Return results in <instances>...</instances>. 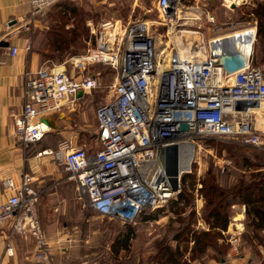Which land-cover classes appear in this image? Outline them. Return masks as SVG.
Listing matches in <instances>:
<instances>
[{"label":"built area","instance_id":"built-area-1","mask_svg":"<svg viewBox=\"0 0 264 264\" xmlns=\"http://www.w3.org/2000/svg\"><path fill=\"white\" fill-rule=\"evenodd\" d=\"M24 1L28 10L20 21L29 30L35 17L57 0ZM225 1L230 5L238 3ZM154 6L161 23L172 27L184 24L179 20L194 19L181 17L180 0H155ZM208 20L213 21L214 16L208 15ZM151 22L136 20L122 28L117 22L104 21L97 32L91 27L95 46L70 59V68L77 75L70 74L65 63L60 64L62 69L53 64L40 66L35 72L25 71L22 107L14 117L18 140L25 144L39 140L49 128L42 122L33 123V117L59 111L81 98L76 96L79 90L84 95L94 89L97 75L85 74L89 65L101 63L115 69L110 99L96 110L100 148L87 151L61 141L56 149L38 154L50 155L63 167L75 182L78 197L89 208L122 222H127L126 218L134 221L148 208L147 204L158 207L181 191L180 182L176 190L172 189L159 166L158 155L164 146L191 142L195 147L197 140L207 136L241 140L254 146L264 143V133L252 112L264 113V68L252 66L250 56L242 68L233 72H227L221 64L224 53L237 51L234 42L241 41L230 45L229 40H215L220 35L213 36L207 41L203 58L199 59L195 51L191 58H182L177 47H166L157 41ZM254 36L253 29V40ZM203 42L198 41V45ZM30 46L27 38L25 50ZM9 49L12 56L17 53L15 46ZM163 49H169L170 54ZM181 123L187 124L186 130L180 129ZM144 161L157 164L152 181L139 170ZM2 186L9 196L0 202V228L9 223L8 235L30 236L34 241L32 261L47 262L50 247L36 214L40 192L35 179L23 172L18 182L6 177ZM230 227L238 228L230 225L227 232L236 250L240 232L230 231ZM8 235L5 253L12 256Z\"/></svg>","mask_w":264,"mask_h":264},{"label":"rangeland","instance_id":"rangeland-1","mask_svg":"<svg viewBox=\"0 0 264 264\" xmlns=\"http://www.w3.org/2000/svg\"><path fill=\"white\" fill-rule=\"evenodd\" d=\"M71 1L76 2L87 11L98 12V17H88L86 19L85 26L88 29V37L82 47L73 54L67 51L59 58L44 61L41 66L65 63L68 72L77 75V72L72 71L70 68V59L85 53L89 47L95 46L96 38L91 32V27L97 32L104 21L117 22L123 28L129 22L147 20L153 21L151 24L154 23L152 28L157 41L165 43L167 46L168 44L175 46L176 39L174 37L177 38L176 34H181L183 31L199 34L204 41L203 45L206 47L208 39L213 36L220 35V37H223L226 36L225 34L232 35L253 28L255 36L252 43L250 63L252 66L264 68V43H262L264 39L258 40V37H256L259 18L252 13L257 3H264V0H238V3L231 5L226 4L225 0H180L183 12L181 17H192L194 19L179 20V24H184L176 27L161 23L162 21L158 17V12L154 6L155 0ZM51 8L52 5L35 17L33 23L35 25L32 22L29 25L30 29L27 31V37L31 42V46L33 43L34 50L40 49L46 44L43 31L48 30ZM210 14L214 16L213 21L208 20ZM61 16L63 17L59 19ZM56 19L65 21V28L72 26V19H70L68 13H62ZM168 29H170L169 34L167 33ZM182 39L183 45L179 46L181 44L176 43L178 47H182L186 51L190 49L192 52L199 50L198 41L194 40L192 36L187 40L186 37L182 36ZM200 52L199 54H201ZM85 74H96L97 86L85 93L75 103H69L61 108V111L59 110L60 116L67 120L65 124H68L70 137H61L59 131L63 127L60 128L59 125L56 128H50L49 131L51 130L52 133L58 135L55 144H59V141H66L70 146L95 151L100 144L96 110L101 104L110 99L112 94L110 87L114 82L116 70L109 65L96 63L89 65ZM43 116L44 114H39L33 117L31 121L33 123L37 120L40 121ZM258 116L257 125L260 126L259 130L264 133V113L260 112ZM14 139L17 144L22 146L23 149L21 148V150L25 151L30 147L18 140L15 133ZM227 140L234 141L218 136H207L197 140L195 148H193L189 172H182L180 175L179 182L181 186V178L186 174H190V177L189 175L185 177L186 187L193 194V205L183 207L180 218H185L190 212H193L196 220L192 226L194 230H208V225L201 218L204 199L198 192L201 187V180L205 177L207 170L219 174L222 185L234 182L233 180L237 177L238 172L235 171L233 159L224 150L219 151L217 149L219 143ZM243 152L250 157L253 155L260 156L264 160V143L258 146H249L247 149L244 148ZM36 155L38 154L34 156ZM39 157L56 164L59 172V177L54 175L44 177V181L37 187L41 191L40 199L41 197L43 199L40 204L41 210H37L36 214L50 247L49 260L42 264H174L171 259L169 261L170 255L162 254L164 251H158L161 243L168 244V247L172 250L175 249L177 244L179 245V251L183 253L179 260L180 263L185 260L188 264H224V262L229 264L226 259L229 260V258L236 255H246V252H249L255 254L254 261L257 263L254 264H259L258 260L261 264H264V230L258 233V240L248 241V237H254V233H252L251 227L247 225L249 221L244 205L233 204L230 207L227 226L224 230H221L222 238L219 239V242L224 245L226 250L224 258L226 259L222 258V261H219L215 253L210 250L203 255L194 256L195 259L193 260H189L192 254V242L185 243L182 240L178 243L171 239L174 230L180 226L176 211L183 205L181 202L178 205L171 204L172 201L177 200V195L158 207L143 210L134 221L125 223L116 218L99 215L89 208L84 200L78 197L75 191V182L69 178V174L64 171L63 167L57 164L50 155ZM146 172L149 174L150 168L144 174ZM65 203L66 205H64ZM237 217L240 219L237 220ZM230 225H236L238 228L237 230L230 229V231L240 232L238 234L240 240L236 250L232 249L227 238ZM12 235H8L10 240L13 237ZM167 249L166 247L165 250ZM116 250L119 252L117 253ZM24 253L27 255V259L30 258L29 263L36 264L32 261L33 251L26 250Z\"/></svg>","mask_w":264,"mask_h":264},{"label":"trees","instance_id":"trees-1","mask_svg":"<svg viewBox=\"0 0 264 264\" xmlns=\"http://www.w3.org/2000/svg\"><path fill=\"white\" fill-rule=\"evenodd\" d=\"M62 13L69 14L70 19H72L71 27L65 28V21L56 19ZM97 13L87 11L71 0H57L52 4L51 11H49L50 22L48 30L43 31L46 44L40 49L34 50L31 47L33 51L38 53L41 64L44 61L59 58L60 55L65 54L67 51L73 54L82 47L88 37V29L85 26L86 19L88 17H98ZM252 13L259 18L256 37H258V40L264 39V3H257ZM262 43H264V40ZM47 135L55 134L51 130L46 131L39 140L27 144L30 147L25 150V154L35 155L46 149H56L58 144L49 146L46 141ZM231 140L234 141L227 140L219 143L217 149L219 151L224 150L233 159L235 171L236 173L238 172L236 174L237 177L233 180L234 182L222 185L219 174L207 170L205 177L201 180V187L198 189L199 194L204 199L201 218L208 225V230L193 229L192 226L196 222L193 212H190L185 218H180L183 207L193 205V194L187 189L185 180V177L188 175L190 177V174H186L181 178V191L177 195V200L171 202L174 205H178L180 202L183 203L181 208L176 211L180 226L174 230L171 239L178 243L182 240L185 243L192 242V254L189 260H193L195 259L194 256L203 255L210 250L215 253L219 261H222V258L226 259L224 258L226 250L224 245L219 242V239L222 238L221 230H224L227 226L230 207L233 204H241L246 208V216L249 221L247 225L251 227V231L254 233V237L249 236L248 241L258 240V233L264 230V170H262L264 168V160L260 156L253 155L250 157L243 152L244 148L247 149L249 146L254 145L245 144L241 140ZM166 247L168 248L167 250H165ZM158 251H164L162 254L170 255L169 261L171 259L174 264H188L185 260L180 263L179 260L183 253L179 251L178 244L172 250L168 247V244L161 243ZM116 252L118 253L119 251L116 250Z\"/></svg>","mask_w":264,"mask_h":264},{"label":"crops","instance_id":"crops-1","mask_svg":"<svg viewBox=\"0 0 264 264\" xmlns=\"http://www.w3.org/2000/svg\"><path fill=\"white\" fill-rule=\"evenodd\" d=\"M27 10L24 0H0V202L9 196L2 186V180L6 177H13L18 182L23 172L29 173L35 179L36 188L46 176L59 177L56 164L39 157L44 154H38L37 157L26 155L25 151L21 150L22 146L17 144L14 139V117L20 112L23 100L22 75L25 71L35 72L42 65L38 53L31 48L27 51L24 47L28 38V30L22 26L20 18L25 16ZM2 42H7L8 45H1ZM10 46L17 48V53L14 56L10 54ZM31 47L33 48V43ZM60 111L47 113L40 121L36 122L46 124L49 129L59 125L60 128L63 127L59 131L61 137H70L68 124H65L67 120L60 116ZM57 138L58 135H47L46 141L49 146H53ZM39 192L41 196V191ZM42 199L43 197L38 200L36 211L41 210ZM8 227L9 223L0 228V264H31V262L29 263L30 258L27 259L24 252L26 250L33 251L34 241L24 234H13L10 242L14 254L8 256L5 253ZM254 255L246 252V255L232 256L227 262L229 264H254L257 263L254 261ZM258 262L261 264L259 260Z\"/></svg>","mask_w":264,"mask_h":264},{"label":"bare ground","instance_id":"bare-ground-1","mask_svg":"<svg viewBox=\"0 0 264 264\" xmlns=\"http://www.w3.org/2000/svg\"><path fill=\"white\" fill-rule=\"evenodd\" d=\"M247 30L244 32H237V33L232 34V35L230 34V35H226L223 37H219V38H216L215 40L221 39V41H222V40L226 39V41H228V40L230 41V45L232 44L233 41L240 40L241 41L240 43L234 42L235 47L237 48V51L227 50V52L229 54H234V53L239 54L240 56L245 58V61H247V57L251 56L252 44H251V46H248V44L252 43L251 41L253 40V29H247ZM176 36H177V38L176 37H174V38L176 39L175 40L176 43L181 44L179 46L183 45L182 36L186 37V40L191 38V36L194 40H198V41L202 40L201 36L199 34H195V33L188 32V31H183V32H181V34H176ZM176 43H175V46L177 47V49L180 53V56L182 58H191V56H193V52L190 51V49H188V51H186L182 47H178V45ZM168 46H170V44H168ZM168 46L166 44V47H168ZM199 48L200 49L199 50L197 49L198 51H196L194 54L196 56H198L199 59H201L205 56V46L202 45ZM199 51H201L200 52L201 54H199ZM162 52H166V55L170 54L169 49H163ZM225 55H227V54L224 53L223 57ZM62 67L63 66L60 65L59 69H62ZM252 112H253V116H254V118L256 120V124H257V120L259 118L258 114L260 113V111L259 110H253ZM193 148H195V147L193 146V143H191V142H183L182 144H180L178 146V150H179V172L180 173L185 172L186 170L189 169V166H190V163L192 160V155H193ZM148 166H150V167H148ZM148 168H150V173L148 174L146 172V174H144V172L147 171ZM156 169H157V164L152 162V161H144L143 163L140 164V167H139V170L143 175L148 174L149 181H152L153 178H150V177H151V175H153L156 172ZM238 219H240V218L237 217V220ZM230 229H231V227H230Z\"/></svg>","mask_w":264,"mask_h":264},{"label":"water","instance_id":"water-1","mask_svg":"<svg viewBox=\"0 0 264 264\" xmlns=\"http://www.w3.org/2000/svg\"><path fill=\"white\" fill-rule=\"evenodd\" d=\"M1 45L7 46V42H2ZM245 58L239 54H227L221 59V64L227 72H233L237 69L242 68L245 65ZM83 91L79 90L76 94L77 97H82ZM181 130L187 129L186 123L180 124ZM158 163L161 168H163L165 175L168 178V181L172 189L176 190L179 187V178L181 173L179 172V150L177 144H170L164 146L160 149L158 155ZM187 171V170H186ZM185 171V172H186ZM147 207L150 208V204H147ZM126 221H132V218H126Z\"/></svg>","mask_w":264,"mask_h":264}]
</instances>
